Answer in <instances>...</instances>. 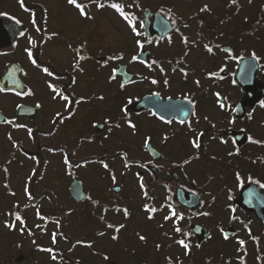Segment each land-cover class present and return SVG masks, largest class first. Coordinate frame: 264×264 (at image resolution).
<instances>
[{
    "label": "flooded vegetation",
    "instance_id": "flooded-vegetation-1",
    "mask_svg": "<svg viewBox=\"0 0 264 264\" xmlns=\"http://www.w3.org/2000/svg\"><path fill=\"white\" fill-rule=\"evenodd\" d=\"M0 1V20L10 17L19 21L24 33L15 34L11 44L3 46L9 42L15 25L0 23V80L7 77L9 86L4 88L0 81L4 89L0 91V111L5 117L0 120V176L8 179L6 174L19 168L29 174L41 172L37 183L31 177L24 181L23 192L26 194L27 188L32 198L28 196L21 201L20 207L27 210L64 209L59 214L70 223L69 215L76 218L78 205L85 204L91 209L86 213L94 220L92 227L95 225L97 229L88 234L87 252L72 242L69 264H264V41L238 40L234 29L243 27L238 24L239 11L228 8L215 12L208 7V11L201 12L208 5L207 0H97L105 5L101 12H111L131 29V42L112 52L104 37L105 27L93 25L94 17L87 9L85 12L91 19L81 16L69 3L64 9L54 10L45 0H24L23 6L19 1L11 10L6 0ZM85 1L92 4L90 0L78 3ZM112 3L123 6L142 35L133 32L128 21L110 7ZM255 3L262 8H255ZM247 5L244 29L252 32L258 24L264 30V0H249ZM194 7L197 10L190 12ZM98 8L96 3L95 10ZM255 12L261 16L256 17ZM23 14H28L27 22L19 19ZM163 31L164 34L159 33ZM184 37L188 38L187 44ZM205 45L212 46L213 51L209 53ZM26 49H31V58ZM78 53L84 59L77 66ZM133 56L139 59L133 60ZM242 59L247 60L240 78L251 80L252 85L254 76L258 81L252 92L245 91L237 81ZM113 63L116 67L126 65L133 73L128 83L121 76L115 78L119 82L117 100L121 104L114 119L103 107L108 102L105 92L109 89L104 83L109 76L100 79L103 89L96 94L98 101L87 88L92 80L104 78ZM45 67L52 76L43 71ZM153 79L158 83L152 84ZM81 81L84 93L79 90ZM49 84L69 95L71 107H66L58 96L54 98ZM130 89V95L126 94ZM29 90L31 94L25 95ZM146 98L150 107L132 108V103ZM221 103L225 105L223 108ZM93 107L101 108L95 117ZM80 108H84L83 113ZM57 113L61 115L58 117ZM9 120L11 124L6 122ZM127 120L136 125L135 129ZM28 129H32L31 135ZM126 134L132 135L130 142L125 140ZM197 138L199 149L192 143ZM95 146L103 149L102 159L93 156ZM94 159L97 167L105 171L104 176L109 174L113 161L131 163L136 184L119 183L118 192L113 186L97 185L95 190L85 189L87 199L77 202L69 189L71 178L81 169L93 168ZM101 162L109 167L104 168ZM50 164L54 173L66 177L65 204L55 199L56 192L47 204L42 195L48 193L38 191L43 172ZM8 181L0 184V207H5L8 214L3 221L12 215L7 208L18 204L8 199L13 196ZM177 192L183 195L185 203L175 199ZM145 204L157 211L150 214ZM169 205L178 215L183 214L178 223L176 217L165 220L170 215ZM117 208L121 211H116ZM124 208L130 215L125 216ZM97 209H101L100 214ZM110 212L123 215V220H108ZM204 212L210 215H203ZM108 224L124 227L117 232ZM177 226L181 228L179 233L175 231ZM193 226L199 229L198 234ZM180 239L190 245L187 254L177 243ZM41 251L33 249L28 257ZM138 251L143 252V258L137 257ZM12 257L11 252L5 255L9 264ZM36 262L34 258V264H42Z\"/></svg>",
    "mask_w": 264,
    "mask_h": 264
},
{
    "label": "rangeland",
    "instance_id": "rangeland-1",
    "mask_svg": "<svg viewBox=\"0 0 264 264\" xmlns=\"http://www.w3.org/2000/svg\"><path fill=\"white\" fill-rule=\"evenodd\" d=\"M41 1V0H39ZM52 9L56 10L57 8L59 9H64L65 8V4L68 5V0H45ZM240 1V12L238 13V24L239 25H243V27H235L234 32H236L237 34H240V32L244 29V25H245V20H246V16L248 13V1L249 0H239ZM1 2V1H0ZM229 0H207L208 3V7L210 10H213L215 12H223V10H226L229 6L228 4ZM6 3H8L6 6L8 7V9L14 10V3H19V0H6ZM72 9H77L74 5L71 6ZM196 8V7H194ZM255 8H261V6L257 5V3H255ZM57 9V10H59ZM197 10L193 9L190 10V12ZM89 14H93V25L97 26V24H100V28H104L105 27V33L106 35L104 36L107 41L108 44L110 46V50L113 51H118L120 46H123V43H130L131 39H132V34L130 32V27L127 23L123 22L122 19H120L118 16L112 14L111 12H101L100 10H96V12L91 9L90 6H87V11ZM95 15V16H94ZM254 15L256 17L261 16L259 14H256V12L254 13ZM19 19L23 22H27L29 20V16L28 14H23L19 16ZM121 31V32H120ZM253 37L251 38V36L249 35V37L247 38L246 36H244V39H248L250 41H264V30H259L257 32L256 35H252ZM116 67V65L110 64L109 65V70L107 71V73H105L106 75H104V78H98L97 80L94 79L90 82V86L87 87L90 92H93V98L98 101L99 96L96 94H101L102 93V80H105V78L107 77V75L109 76V81L104 84H106V90L109 89V91L105 92V94L108 97V102L107 104H105L106 110H108V116L111 117L112 119H114L119 113H120V102L119 97L120 94L118 92V88H119V82L117 79H112L111 77H113V68ZM97 70V69H95ZM83 81H81V84L78 85L79 86V90L81 93H84L86 91L85 87L82 86V84L84 85V83H82ZM79 93V94H81ZM131 93V89L127 91L126 94ZM130 95V94H129ZM118 99V100H117ZM98 104H102L100 102H98ZM83 109V110H82ZM91 112L93 111L94 107L91 108ZM101 108H95L94 109V117L95 115H97V111H100ZM80 110L82 111V113L84 112V108H80ZM88 118L91 116V113H89ZM93 116V114H92ZM103 117V115H100ZM79 119H81V116H78ZM100 117V120L101 118ZM89 130L91 131L90 128V124L88 122L87 124ZM80 132V131H79ZM124 135V134H123ZM128 136V139H125L126 141L129 140L130 142V136L132 137V135L130 134H126L125 138ZM124 137V136H123ZM133 140V139H132ZM128 146V145H127ZM134 149V147H132V150ZM102 148L99 146H95L93 148V156L95 158H100L102 159ZM131 150V151H132ZM133 155V152L130 153V156ZM111 164L112 170L109 171V174H105V176L102 174L103 172H105L101 167H97V165L95 164V170L94 168L90 167L89 169H81L80 172V177L82 178V180L85 183V187L86 188H94L95 186H99V185H104V186H111L114 184L115 181H117V183H125L127 185H134L136 184V180L133 171H129L128 169H126L124 166L125 162L121 161L116 162L113 161ZM46 166H43V168ZM42 168V169H43ZM13 169V168H12ZM28 169V168H27ZM52 164L48 165L46 168V171L43 172V179L42 182L40 183V185L38 186V191L40 192H44L46 191L48 193V195H46L45 202L48 204L49 201L52 197H53V193L57 194V196L55 197L56 200L61 201V203L65 204L66 202V198H65V188H66V177L65 176H59L57 173H54V171L52 170ZM108 173V172H107ZM29 174V171H22L20 168L19 170L14 169V171H11L9 174H6L9 179H7V177L5 178L4 176H0V184L3 185V181H8L9 182V189L11 190L12 193H14L13 196L8 197L9 200L11 201H23L24 199H26V195L24 194V185H25V179L27 177V175ZM41 175V172L39 173ZM1 175V174H0ZM40 175H36L34 172L30 173L28 176H30L32 179L35 180V182L37 183V178L40 179ZM102 175V176H101ZM104 176V177H103ZM113 176H115V180H113ZM59 180V182H58ZM95 190V188H94ZM14 191V192H13ZM98 193V192H97ZM55 194V195H56ZM135 202V201H134ZM133 203V202H132ZM68 207H72V205L69 203L67 204ZM18 207V205H15L13 208H7V209H13V212H22V209H18L15 208ZM50 208H48L49 210ZM84 210V213H80L79 210ZM5 207H0V264H9V259H5V255L6 253L8 254L9 252H11L13 254L12 260L10 262V264H34V258H37V262L36 263H43L45 260V256L44 253L40 254L38 252H35L33 254L32 257H28V254H32L30 253L35 247L36 244L39 242L43 241H49V235L48 234H43L44 236L41 238V235H34V236H29L26 233H22L23 229H22V220L21 221H15V222H3V219H5L8 214H6L5 211ZM76 218L75 215H73L72 217H69V220L74 222L70 228H68V231L70 233L73 234V238H80L82 240H87L89 238H87V235L89 233H92L94 231V229H97V226L94 225V227H92V225L94 224V220L90 219L91 217L86 213L88 211H91V209L87 208V206H85V204H83V206H77L76 209ZM26 211V210H25ZM38 213L37 210H28V214L31 215V220L29 221L31 226H33V223L36 221H34V215ZM98 214L101 213L100 209L96 210ZM14 214V213H13ZM34 214V215H33ZM123 215H113V214H108V220L112 221V222H117L120 220H123ZM62 218V217H61ZM60 218V220H61ZM72 218V219H71ZM59 220V221H60ZM97 223V222H96ZM39 224L43 225L42 227V231L45 230L46 225L45 223L39 221ZM13 230V231H12ZM129 232H133V228L130 227ZM41 238V239H40ZM34 239V240H33ZM103 244V242H100V246ZM98 246V247H100ZM47 249L52 248V245H49L48 243L45 246ZM104 247V244H103ZM79 248L81 249V251H83L84 253L87 252V249H85V247L79 245ZM35 251V250H34ZM22 254H25V259L22 256ZM82 255V254H81ZM165 255V254H164ZM22 256L23 258H21V261H19V257ZM83 257H86V255H82ZM141 257L143 258V252L142 251H138L137 252V257ZM138 257V258H139ZM28 259V260H26ZM7 260V263H6ZM42 261V262H41ZM30 262V263H29ZM49 263V262H48ZM97 264V263H95ZM99 264V263H98ZM128 264V263H125Z\"/></svg>",
    "mask_w": 264,
    "mask_h": 264
},
{
    "label": "snow or ice",
    "instance_id": "snow-or-ice-1",
    "mask_svg": "<svg viewBox=\"0 0 264 264\" xmlns=\"http://www.w3.org/2000/svg\"><path fill=\"white\" fill-rule=\"evenodd\" d=\"M90 2H91V3H97V6L100 7V8H103V7L105 6V5L102 4V3H98L97 0H90ZM20 3H21V6H23L24 0H20ZM68 3L71 4V5H74V6L79 10L81 16H85V17L91 19V17H89L88 14L85 12V7H86L85 4H83V3H78V0H68ZM231 3H232V4H236V3H237V0H231ZM110 7H112L113 9H116V10L120 13V15L123 16V18H124L125 20L128 21V23H129L130 26L132 27L133 32H135V34H136L137 36L142 35L141 32L137 31L134 20H133V19H129V15L126 14V13L124 12L123 6H122L121 4H119V3H112V4L110 5ZM162 11H163V10H162ZM200 11H201V12L208 11V5H204V7L201 8ZM17 23H19V21H17ZM173 23H175V21H173ZM185 26H187V25H185ZM176 30L179 31V29H176ZM37 31H40V28H37ZM20 34H21V35H24L23 32H21ZM183 40H184V43H185V44H187V43L189 42L187 37H184ZM137 43H138V45H139L141 48H143V44H142L140 41H137ZM205 47H206V49H207V51H208L209 53H211V52L213 51V47H212V46L205 45ZM25 51L27 52L29 58H31V57H32V51H31V49H26ZM225 51H228V49H225ZM252 55L255 56V53H253ZM117 58H119V57H117ZM83 59H84V57H83V56H79V53H78L77 66H78L79 60H83ZM132 59H133V60H138L139 57H138V56H133ZM257 59H258V58H257ZM32 63L35 64V63H36V60H35V59H32ZM152 63H157V62H156V61H153ZM149 67H151V65H149ZM160 70H161V71H164L163 68H161ZM43 71H44L45 73H47V75H49V76H52V75H53V73H52L51 71H49V69H48L47 67H45V68L43 69ZM81 71H82V69H81ZM114 71H115V70H114ZM173 71H175V69H173ZM180 71H181V72H184L185 75H187L185 69L181 68ZM209 75H215V73H210ZM111 78H112V79H115V76H113V77H111ZM151 83H152V84H157L158 81L155 80V79H153V80L151 81ZM164 83L167 84L168 81L165 80ZM196 83L198 84L199 81H197ZM123 86H124V85L122 84L121 87H123ZM48 87H49V88L52 90V92L55 94L54 98H55L56 96H58L60 99H62L63 101L66 102V107H71V105H72V100L70 99L69 95H64L63 92H62V90L58 89L55 85L49 84ZM3 90H4L3 87L0 86V91H3ZM24 94H25V95H29V94H31V91L29 90L28 92H25ZM157 95H158V94H157ZM216 95L219 97L220 94H219V93H216ZM82 99H83V98H82ZM100 99H103V97H100ZM186 99H187V97H186ZM79 102H80V101H76V103H79ZM129 103H131V100H129ZM220 106L223 108L225 105H224L223 103H221ZM37 107H39V105H37ZM181 110H182V109H181ZM123 111L125 112V114H127V109H126V108L123 109ZM185 114H186V113H185ZM56 115L59 117L61 114H60V113H57ZM160 118H161L162 120L164 119L163 116H161ZM6 122L9 123V124L12 123L11 120L6 121ZM127 123L129 124V126H130L131 128L135 129L136 125L133 124V123L131 122V120H127ZM168 123H171V121H168ZM181 123H183V121H181ZM116 126L119 127V125H116ZM189 126H190V125H189ZM16 127H26V125H16ZM28 132H29V135H31V133H32V129H28ZM199 135H202V133H201V134H198V136H199ZM166 138H167V137H165V139H166ZM149 139H150V138H149ZM251 139H252V138L249 137V140H251ZM252 142H253V143H261L260 141H255V140H253ZM192 143H193V146H194L195 148H197V149H199V148L201 147L198 138H197L196 140H193ZM225 143H226V141H225ZM147 144H148V141L146 140V142H145V146H147ZM236 151L239 152V149L237 148ZM125 155H126V154H125ZM230 155H231V153H230ZM66 163H67V160H66ZM101 163H103V162H101ZM184 163H189V161H185ZM103 167L107 169V168L109 167V165H108L107 163H103ZM138 175H139V174H138ZM237 178L240 179V177H239V173H237ZM113 180H115V176H113ZM140 180H141L140 187L143 189V188L145 187L144 184H143V177H140ZM262 187H264V185H262ZM25 191H26V194L29 196V199H31V198H32V197H31V193L28 192L27 188L25 189ZM13 195H14V193H13ZM144 195H145V196L148 195L147 191H144ZM94 203H95V202H94ZM144 207H145V209H146L150 214H151V213H155V212L157 211V209H156L155 207H152V206H150V205H148V204H145ZM169 207H170V215H169V216H166V217H165V220L172 219L173 217H176V223H178L179 220L183 219V214H182V213L178 215L177 212H176V210H175V208H172L171 205H169ZM105 211H107V209H105ZM116 211H121V209L117 208ZM122 211L124 212L125 216L130 215V213L128 212V209H127V208L122 209ZM37 214L39 215V212H38ZM202 214H203V215H210V213H207V212H204V213H202ZM149 218H150V219L152 218L151 215L149 216ZM17 219H21V217H20L18 214H17ZM58 223H59V222L57 221V224H58ZM107 227H109V228H114L115 231L119 232L120 228L124 227V225H120L119 227H117V226H115V225L108 224ZM175 231H176L177 233H179V232H181V228H180L179 226H177V227H175ZM197 231H199V229H197ZM100 234L103 235V233H100ZM186 235H187V234H186ZM116 238H117L116 236H113V239H116ZM139 238H140L141 240H144V239H145L144 236H140ZM225 238H227V233H225ZM53 242H55V234L53 235ZM76 243L79 244V243H83V242H82V241H77ZM177 243H178L179 245H181V246L186 250V254H187V250H190V245H189L188 243L185 242V239H180V240L177 241ZM240 243L243 244L244 241H241ZM89 246H90V245H89ZM158 247H159V245H158ZM44 250H45V251H48V252H50V253L53 251L52 249H44ZM52 258H53V259H56L55 255H53ZM105 259H108V257L105 256Z\"/></svg>",
    "mask_w": 264,
    "mask_h": 264
},
{
    "label": "water",
    "instance_id": "water-1",
    "mask_svg": "<svg viewBox=\"0 0 264 264\" xmlns=\"http://www.w3.org/2000/svg\"><path fill=\"white\" fill-rule=\"evenodd\" d=\"M3 20H5V19H3ZM1 23H2V21H1ZM15 33H16V30H15ZM161 34H163V32ZM246 60L247 59L241 60L242 65L240 67V72H239L240 74L238 75L237 81L243 86L242 88H244L245 91L249 90L250 92H252L254 88L258 87V81L256 80V77L254 76V81H253L254 85L251 84V82H252L251 80L249 81V79H248V81H247L244 78H240V75L245 72V67H244L245 63L244 62H246ZM128 72L129 71L127 70L126 67H119L116 71V74L123 76L124 77V83H125V82H128L133 77V74L128 73ZM254 75H255V72H254ZM1 83L4 87H8V82L6 79L1 80ZM249 95L252 96L251 93H249ZM132 107L134 110L139 109V108H141V109L146 108L147 109L148 107H150L149 98H146L140 102H137L136 104L134 103ZM3 119H4V116L0 111V120H3ZM82 188H83L82 183L79 182L77 179H74V181L71 185V193H72L73 197H75V199L78 201H81L84 198H86V194L84 192V189H82ZM116 189L118 190V188H116ZM179 196H180V193H177L176 197L178 198ZM179 200L184 202V199L182 198V196L179 197Z\"/></svg>",
    "mask_w": 264,
    "mask_h": 264
},
{
    "label": "trees",
    "instance_id": "trees-1",
    "mask_svg": "<svg viewBox=\"0 0 264 264\" xmlns=\"http://www.w3.org/2000/svg\"><path fill=\"white\" fill-rule=\"evenodd\" d=\"M43 213H44V219L52 218V211H51V209L50 210H44Z\"/></svg>",
    "mask_w": 264,
    "mask_h": 264
}]
</instances>
